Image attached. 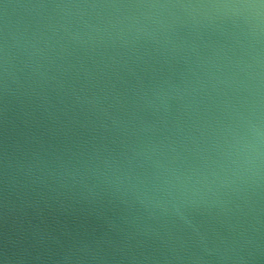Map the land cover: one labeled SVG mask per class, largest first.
I'll list each match as a JSON object with an SVG mask.
<instances>
[{
    "label": "water",
    "instance_id": "obj_1",
    "mask_svg": "<svg viewBox=\"0 0 264 264\" xmlns=\"http://www.w3.org/2000/svg\"><path fill=\"white\" fill-rule=\"evenodd\" d=\"M0 264H264V0H0Z\"/></svg>",
    "mask_w": 264,
    "mask_h": 264
}]
</instances>
